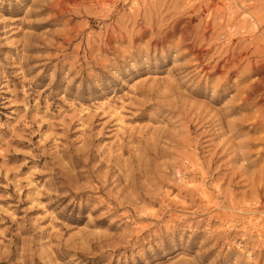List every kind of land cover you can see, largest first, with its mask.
<instances>
[{"label": "rangeland", "instance_id": "374dc122", "mask_svg": "<svg viewBox=\"0 0 264 264\" xmlns=\"http://www.w3.org/2000/svg\"><path fill=\"white\" fill-rule=\"evenodd\" d=\"M0 264H264V0H0Z\"/></svg>", "mask_w": 264, "mask_h": 264}]
</instances>
